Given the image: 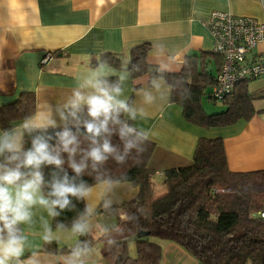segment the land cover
<instances>
[{
    "label": "crops",
    "instance_id": "0c3cea01",
    "mask_svg": "<svg viewBox=\"0 0 264 264\" xmlns=\"http://www.w3.org/2000/svg\"><path fill=\"white\" fill-rule=\"evenodd\" d=\"M212 11L264 21L259 0H0V107L32 93L35 111L26 120H40L47 114L56 126L63 125L60 113L65 114L64 106L73 92L91 77L103 55H111L119 59L120 69L106 63L112 73L108 78L118 81L124 77L120 98L137 110L135 119L127 113L124 117L155 144L149 161L152 169L188 165L199 138L219 137L230 171L264 170V112L225 128L202 129L185 120L181 106L170 100L171 89L163 77L132 79L126 70L131 49L146 44L147 63L164 73H179L187 58L196 56L200 68L202 64L215 77L220 58L211 53L212 39L204 25ZM256 52L264 55V43ZM46 54L50 57L42 63ZM253 104L256 110L264 109V99ZM25 121L11 128L20 141ZM90 188L83 200L91 214L83 219L88 223L85 234L94 241L80 259L84 264H107L102 253L117 222L98 210L132 199L137 190L127 183L106 182ZM52 220L46 209L33 207L31 223L19 225L26 237L24 253L10 264H27L29 259L38 264H67L73 258L72 252L40 251L46 227L51 228L50 241L59 247H71L78 241L71 228H54ZM154 241L161 248L160 264L199 263L175 243ZM128 245V255L134 257L135 245Z\"/></svg>",
    "mask_w": 264,
    "mask_h": 264
},
{
    "label": "trees",
    "instance_id": "16d2710c",
    "mask_svg": "<svg viewBox=\"0 0 264 264\" xmlns=\"http://www.w3.org/2000/svg\"><path fill=\"white\" fill-rule=\"evenodd\" d=\"M148 51L146 44L132 48L126 70L132 79L143 75H147L150 81L163 77L171 89L170 100L181 106L188 123L202 129L225 128L264 112V109L256 110L253 104L264 99V88L250 91L252 81L242 82L222 100H214L210 98V93L216 76L206 73L202 64L200 68L198 57L189 56L179 73L169 74L147 63ZM101 61L120 69L119 59L114 56L103 55ZM109 80L116 82V79ZM208 88L211 89L206 94ZM204 95L214 102H222L225 110L207 114L202 108L201 98ZM34 111V95L21 94L12 104L0 107V129H11L14 123L31 117ZM67 112L68 109L65 115ZM80 116L81 119L87 118L86 108ZM120 119L131 126L124 113ZM65 126L73 132L77 130L71 117L63 125L49 127L46 132L28 134L23 130L22 148H30L35 135L52 136L50 143L55 145V133ZM110 127L112 133L109 139L117 153L124 156L123 162H117L110 156L94 168L89 160L82 177L78 178L89 187L111 181L127 183L137 190L129 201L98 210L114 217L117 222L114 236L110 237L102 253V259L107 264H160L161 248L154 240L175 243L200 264H264V170L230 171L222 139L202 137L197 141L190 164L157 171L149 165L155 149L153 142L133 137L136 146L125 154V141L119 135L120 126ZM77 135L80 144L75 159L79 162L90 147V141L84 135L82 126ZM61 155L65 161L64 170L69 176H74L68 166V154ZM55 171H58L55 166L42 167L46 181L52 179ZM156 176L165 188L158 196H154ZM43 191L46 193L48 188L45 186ZM71 199L72 205L53 217L54 228H72L75 220L85 216H82L86 210L84 200ZM121 215L125 216L124 220H121ZM140 231L149 232V235L138 238L136 235ZM77 236L78 241L71 247H59L57 242L49 241L44 242L40 251L71 253L75 248L84 246L81 242H86L89 247L94 241L88 234ZM129 241L135 244L134 257L127 252Z\"/></svg>",
    "mask_w": 264,
    "mask_h": 264
},
{
    "label": "clouds",
    "instance_id": "9594fccd",
    "mask_svg": "<svg viewBox=\"0 0 264 264\" xmlns=\"http://www.w3.org/2000/svg\"><path fill=\"white\" fill-rule=\"evenodd\" d=\"M111 74L106 62H100L91 77L73 92L64 106L68 109L67 115L61 112L60 116L62 120L71 117L77 130L73 132L70 127L65 126L63 130L56 132L55 145L50 143L52 136L35 135L31 140V147L24 150L20 137L14 130L0 132V157H5L0 160V264H10L23 255L26 237L19 225L31 223L33 207L39 205L47 210L49 216L57 217L72 205L71 198L81 200L88 197L91 188L82 179L78 181L88 167L87 161L90 160L94 168L102 165L110 156L117 162H123L124 156L117 153L109 139L112 133L110 125L120 126L119 135L125 141V154L136 146L133 137L146 138L144 133H138L120 119L122 113L135 119L137 110L120 98L123 91L120 81L124 77L111 82L108 78ZM146 99L151 100V96L146 94ZM85 108L87 118L81 119L80 113ZM55 126L56 121L45 114L40 120H26L22 128L31 134L46 132L49 127ZM81 126L90 141V147L77 162L75 156L80 144L77 133ZM61 153L68 154V166L74 176H69L64 170L65 161ZM49 165L55 166L58 171L53 172L50 181H46L42 167ZM106 183L110 184L111 181ZM45 186L48 188L46 193L43 191ZM90 214L91 209H86L82 216ZM71 230L83 235L88 231V223L79 218L73 222ZM43 239L45 242L51 240V228H45ZM81 244L84 246L72 251L73 258L67 264H84L80 257L87 254L89 249L86 242ZM27 264H38V261L29 259Z\"/></svg>",
    "mask_w": 264,
    "mask_h": 264
},
{
    "label": "built area",
    "instance_id": "2783aa9c",
    "mask_svg": "<svg viewBox=\"0 0 264 264\" xmlns=\"http://www.w3.org/2000/svg\"><path fill=\"white\" fill-rule=\"evenodd\" d=\"M259 3L264 10V0ZM204 25L212 39L211 52L221 59L211 99L222 100L238 84L264 78V55L253 54L264 43V21L212 11ZM49 57L46 54L41 62Z\"/></svg>",
    "mask_w": 264,
    "mask_h": 264
},
{
    "label": "rangeland",
    "instance_id": "374dc122",
    "mask_svg": "<svg viewBox=\"0 0 264 264\" xmlns=\"http://www.w3.org/2000/svg\"><path fill=\"white\" fill-rule=\"evenodd\" d=\"M262 87H264V79L255 80L249 84V89H251V90L255 89V88L260 89ZM201 100H202V108L205 110V112L207 114L218 113V112L224 111L226 108L225 105L222 104V102H220V101L214 102V101L208 99L207 95L202 96ZM154 183H155L154 196H158L165 191V188L161 184L160 178L157 176L154 178ZM111 219L113 220V218H111ZM113 236H114V233L110 237H113ZM151 240H154V239L151 238ZM128 244H127L128 246H130V245L134 246L135 245L133 241H129ZM135 252H136V250H135Z\"/></svg>",
    "mask_w": 264,
    "mask_h": 264
},
{
    "label": "water",
    "instance_id": "95a60500",
    "mask_svg": "<svg viewBox=\"0 0 264 264\" xmlns=\"http://www.w3.org/2000/svg\"><path fill=\"white\" fill-rule=\"evenodd\" d=\"M148 235H149V232L140 231L136 236H137L138 238H140V237H146V236H148Z\"/></svg>",
    "mask_w": 264,
    "mask_h": 264
}]
</instances>
